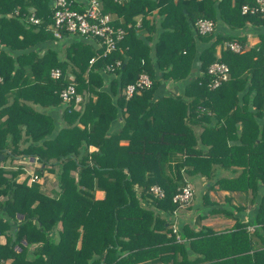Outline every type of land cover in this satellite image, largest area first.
I'll use <instances>...</instances> for the list:
<instances>
[{
  "label": "trees",
  "instance_id": "trees-1",
  "mask_svg": "<svg viewBox=\"0 0 264 264\" xmlns=\"http://www.w3.org/2000/svg\"><path fill=\"white\" fill-rule=\"evenodd\" d=\"M253 1L177 0L152 39L156 25L146 14L166 0H100L103 11L123 17L112 22L122 25L125 35L90 62L103 50L99 39H56L49 28L52 0H0V235L7 234L0 243V264L8 257L9 264H179L174 254L183 244L171 227L179 209L173 194L190 175L212 181L206 197L215 186L241 194L250 189L256 205L251 221L236 218L232 228L209 232L217 253H204L203 263L264 264V31L247 48L246 34L196 33L209 42L197 54L199 75L180 94H159L164 82L188 77L196 57L197 18H212L232 30L264 26L263 14L241 12L243 3ZM77 2L72 0V7L83 9ZM30 8L38 23L29 21ZM143 27L149 37L140 35ZM53 39L58 48L42 47ZM231 40L242 50L224 46ZM116 59L120 66L106 70ZM214 60L228 64L229 77L210 88L207 66ZM53 67L61 70L60 77L50 76ZM141 71L152 85L125 97L122 87ZM71 76L82 96L78 109L73 99L65 103L60 96ZM59 105L56 123L49 110ZM119 111L122 122L113 130ZM29 155L54 165L48 169L57 175L56 196L37 181H17L21 167L1 164L7 157ZM43 168L35 171L41 174ZM220 169L230 173L218 175ZM154 184L163 196L150 190ZM96 189L103 191L101 197ZM231 209L224 212L234 215Z\"/></svg>",
  "mask_w": 264,
  "mask_h": 264
},
{
  "label": "crops",
  "instance_id": "crops-1",
  "mask_svg": "<svg viewBox=\"0 0 264 264\" xmlns=\"http://www.w3.org/2000/svg\"><path fill=\"white\" fill-rule=\"evenodd\" d=\"M150 3H155L156 0H149ZM177 0H166V6L162 5L160 8L159 5L155 6L151 10L148 11L146 14V18L149 19L151 22H154L156 25V30L153 34H151L152 39H154L158 32L162 31L163 27L161 25V20L165 17V14L168 12V6H172ZM86 6V0H78L77 7L84 8ZM153 6V5H152ZM123 20V17H120ZM142 15L136 16V21L140 23ZM216 30H220L225 33H237V34H246L247 43L246 48L254 45L258 40V32L264 31V26H251L246 24L242 28L238 30H232L227 27L225 24L221 22L216 23ZM194 37L196 38V57H194L191 70L189 75L186 79L181 81H172L164 82L162 85L161 90L159 91L161 95H177L182 93L184 85L192 80L194 77L199 75L200 73V64L197 57V54L209 43L200 40L197 37L196 31L193 28ZM140 35L144 38L149 37L150 32L148 28H141ZM88 39L87 37H84ZM148 42V39L146 40ZM149 43V42H148ZM47 44H51L58 48V41L57 40H50L42 47L46 46ZM152 44V42H150ZM225 46V44H224ZM221 45H217L216 53L220 54ZM80 103V102H79ZM79 103L75 105L76 109L79 108ZM49 112L52 114L53 118L55 119L56 123L60 121V113H61V105L50 109ZM118 119H116L112 123V129H116L122 122V114L121 111L118 112ZM197 128L201 129L202 124L196 125ZM89 149H95V146L90 145ZM1 164L5 167H9L11 169H16L18 167L22 168V171L18 173L16 180L23 181L27 179V183L30 184L32 181H37L40 184V188L46 194L51 196H56L57 192L59 191L57 175L54 170L48 169V167L53 168L54 165H43L37 159V156L29 155V156H18V157H7L6 159H2ZM37 166H44L42 169V173L38 174L35 171ZM234 167L235 166H231ZM218 175H228L230 173L229 169H220L217 171ZM36 174L38 177L35 180H31L32 175ZM71 174H75L74 170H71ZM7 175H10L7 173ZM187 181L193 186L194 188V197L193 199L187 203L186 207L177 209L176 219L178 225V233L181 236L180 242L183 244V250L180 249L179 251L175 252L174 257L176 262H180L179 264H205L203 260L200 258L201 256L206 254L207 252H214L217 253L216 247L211 244V241H208L210 235L209 232L212 230L214 231H221L225 229L232 228L236 218L240 221H251L252 216L256 211V205L254 202L250 200V189L248 190L247 194H241L239 192H231L227 189H217V186L213 188H209L208 196H204L207 188L210 187L212 181H207L205 176L203 175H190L186 176ZM96 197H101L103 195V191L96 189L95 191ZM231 199H228V197ZM259 198V197H258ZM208 200V201H206ZM229 200V201H228ZM231 204L234 208L231 209ZM237 205H242L244 207L243 210H236ZM217 208V211L213 209ZM225 208H229L233 211L234 215L226 214L224 212ZM17 216L21 218L23 215L18 213ZM60 223L58 227H60ZM254 225V223L248 224L247 227ZM248 229V228H247ZM254 229V228H253ZM253 229H248L252 231ZM7 234L0 235V243H5ZM23 244L26 243V240L23 239L21 241ZM14 249L19 251L21 246L18 244L14 245ZM33 245L28 246V252L32 253ZM211 255V254H209ZM29 257V256H28ZM12 258L8 257L3 262L9 264L11 263ZM159 264V263H155ZM160 264H173V261H169L168 263L162 262Z\"/></svg>",
  "mask_w": 264,
  "mask_h": 264
},
{
  "label": "built area",
  "instance_id": "built-area-1",
  "mask_svg": "<svg viewBox=\"0 0 264 264\" xmlns=\"http://www.w3.org/2000/svg\"><path fill=\"white\" fill-rule=\"evenodd\" d=\"M118 2L124 0H115ZM72 0H52L53 14L52 22L49 24V28L52 30L56 39H65L68 37H90L95 36L99 39V44L103 46L101 53L90 58L92 62L96 57L105 55L112 51L116 47L117 41L122 39L125 35V29L122 25L113 24V20L119 19L116 14L108 11H103L100 0H86V6L83 9H77L72 7ZM29 21L32 23H38L39 17L34 14L33 8H30ZM17 12V9L15 10ZM242 13H261L264 15V0H254L252 3H243L241 5ZM195 31L199 34L212 33L216 29V22L209 17H199L194 22ZM225 46L231 50L238 52L242 50V46L239 41L231 40L226 41ZM264 53V51H263ZM121 60L116 59L114 63L107 64L105 69L111 71L114 67L120 66ZM207 73L210 75L208 86L215 88L219 86L223 81L229 77V66L226 62L221 60H214L207 66ZM61 75V70L57 67H53L50 70V76L52 78H58ZM70 82L60 90V96L63 102L68 103L72 99L75 104H78L82 96L77 92L73 76L70 77ZM1 80V78H0ZM152 85V78L146 71H141L136 79L132 82L126 83L121 93L125 97H131L133 94L139 92L143 88H148ZM202 109V108H201ZM37 175L34 174L31 180L37 179ZM150 190L159 196H163L161 187L157 184L151 185ZM194 195V188L186 182L178 188L173 194V201L177 202L179 208L189 203ZM177 211V210H176ZM176 211L174 216H176ZM172 216L171 227L176 233L178 240L181 239L178 233V225L175 221V217ZM253 229L254 225L247 227ZM7 264V263H2Z\"/></svg>",
  "mask_w": 264,
  "mask_h": 264
},
{
  "label": "water",
  "instance_id": "water-1",
  "mask_svg": "<svg viewBox=\"0 0 264 264\" xmlns=\"http://www.w3.org/2000/svg\"><path fill=\"white\" fill-rule=\"evenodd\" d=\"M2 156H3V155L0 153V158H2Z\"/></svg>",
  "mask_w": 264,
  "mask_h": 264
},
{
  "label": "rangeland",
  "instance_id": "rangeland-1",
  "mask_svg": "<svg viewBox=\"0 0 264 264\" xmlns=\"http://www.w3.org/2000/svg\"><path fill=\"white\" fill-rule=\"evenodd\" d=\"M186 207H187V206H186ZM186 207H183V209L186 208ZM176 213H177V212H176Z\"/></svg>",
  "mask_w": 264,
  "mask_h": 264
}]
</instances>
